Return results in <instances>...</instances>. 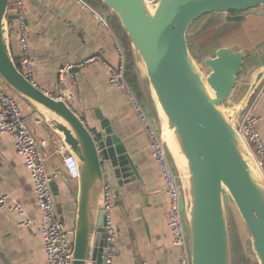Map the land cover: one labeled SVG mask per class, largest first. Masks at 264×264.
<instances>
[{
	"label": "water",
	"instance_id": "obj_1",
	"mask_svg": "<svg viewBox=\"0 0 264 264\" xmlns=\"http://www.w3.org/2000/svg\"><path fill=\"white\" fill-rule=\"evenodd\" d=\"M99 1L104 15H113L129 38L130 71L180 187L191 264H231L226 194L250 234L251 252L264 264V173L238 131L264 81V53H257L260 44L234 43L203 57L188 41L191 26L203 16L242 23L249 13L264 9V0ZM15 4L0 0V83L33 102L77 160L72 264H107L106 187L123 207L121 189L142 182L137 165L100 110L99 123L89 126L74 104L46 93L22 72L10 47V23L18 18ZM255 56L257 63L247 64ZM72 65L65 82L85 63ZM242 80L246 87L236 97ZM51 186L57 196L55 176ZM56 208L61 215V205Z\"/></svg>",
	"mask_w": 264,
	"mask_h": 264
},
{
	"label": "crops",
	"instance_id": "obj_2",
	"mask_svg": "<svg viewBox=\"0 0 264 264\" xmlns=\"http://www.w3.org/2000/svg\"><path fill=\"white\" fill-rule=\"evenodd\" d=\"M23 3L33 56L32 82L46 93L59 95L69 104H74L89 126L99 123L96 111L100 110L110 120L114 132L137 165L142 182L136 181L121 189L119 198L123 207L116 204L114 197L113 213L117 233L113 264H174L180 252L172 244L168 228L171 208L164 179L152 156L147 133L127 95L110 84L108 79L105 63H118L113 36L91 10L76 0H23ZM89 5L102 13L105 11L102 5ZM214 21L231 26V36L248 40L246 43L236 42L242 47L260 44L257 53H264V9L249 13L242 23ZM9 28L11 51L17 64H20L22 48L16 20L10 23ZM110 29L125 53L120 38L111 26ZM130 53L133 64L128 68L125 53L126 73L134 67L131 46ZM97 55L101 59L92 60ZM257 60L255 56L247 64L253 65ZM77 61H85V66L78 74H71V79L65 82L66 72L60 76V71ZM245 85L246 81L242 80L236 97L240 96ZM131 86L135 89L134 85ZM5 88L17 98L29 129L37 140L47 172L51 178H56L59 192L56 204L61 205V215L56 208L57 215L64 222L66 230L75 232L78 184L62 169L63 158L59 151L62 137L51 128L33 102ZM138 95L147 109L146 100L140 92ZM78 99L79 103H76ZM256 113L259 116L258 130L264 140V98ZM4 194L15 198L23 207L25 215L0 206V264H46L42 217L33 181L11 137L0 134V196ZM24 220H30L29 225L21 226Z\"/></svg>",
	"mask_w": 264,
	"mask_h": 264
},
{
	"label": "built area",
	"instance_id": "obj_3",
	"mask_svg": "<svg viewBox=\"0 0 264 264\" xmlns=\"http://www.w3.org/2000/svg\"><path fill=\"white\" fill-rule=\"evenodd\" d=\"M89 10L99 23L113 36V41L117 47L118 63H105L108 71L110 84L123 91L133 106L138 119L145 129L152 156L160 170L166 185V193L170 199L171 212L168 218V228L172 235V244L179 250V259L174 264H191L187 233L181 210V192L177 177L174 173L164 142L154 126L145 106L138 93L129 83L126 76L125 53L120 42L110 29L106 15L98 9L92 8L85 0H76ZM17 8L16 26L20 34L22 48L21 59L18 65L22 72L31 79L33 71L32 48L29 39L28 25L23 0H16ZM15 21V20H14ZM100 56H95L92 60H99ZM84 63H86L84 61ZM72 64L67 65L60 71V76L72 68ZM264 98V83L259 87L247 110L238 125V131L249 150L255 156L258 165L264 173V140L258 130L259 116L257 108ZM0 134H6L13 140L18 154L23 156L26 167L33 181L35 195L39 202V209L42 217L43 246L46 252V264H72L73 256V235L75 232L65 229L64 222L57 215L56 196L52 190V178L47 172L45 160L39 149L35 136L29 129L24 113L17 98L10 94L4 85L0 83ZM59 151L62 154L63 165L67 169L70 178L77 180L79 176L76 158L69 153L67 147L60 142ZM0 206L8 207L20 215H25L23 207L10 194L0 196ZM114 196L106 187L104 211L106 228V254L107 264H113L115 256L116 225L114 220ZM30 220L21 222V226L29 225Z\"/></svg>",
	"mask_w": 264,
	"mask_h": 264
},
{
	"label": "rangeland",
	"instance_id": "obj_4",
	"mask_svg": "<svg viewBox=\"0 0 264 264\" xmlns=\"http://www.w3.org/2000/svg\"><path fill=\"white\" fill-rule=\"evenodd\" d=\"M214 20L215 19L210 20L209 16H203L192 25V28L189 31L190 33H188V41L191 49L199 46L197 45L198 42H201L202 44L205 43L207 39H209L207 34L212 35L216 41V46L222 44L226 45L227 43H236L237 41H242V43L248 41L241 40L239 39L240 37L231 36V33L233 32V30L231 31V29H233L231 26L228 27L225 23L222 24ZM207 48L209 47L205 46L206 50ZM201 49L204 50V47ZM225 205L230 237L231 264H258L255 255L251 252L250 234L235 204L227 194L225 196Z\"/></svg>",
	"mask_w": 264,
	"mask_h": 264
},
{
	"label": "trees",
	"instance_id": "obj_5",
	"mask_svg": "<svg viewBox=\"0 0 264 264\" xmlns=\"http://www.w3.org/2000/svg\"><path fill=\"white\" fill-rule=\"evenodd\" d=\"M85 1H87L89 4H91L93 6L102 5L99 0H85ZM108 21H109L110 26L113 28V30L117 34V36L120 38V40H121V42L123 44V47L125 48L124 50H125V53H126V56H127V59H128L127 66L129 68L133 64L132 63L131 53H130L129 38L126 35V33L123 31V29H122L120 23L118 22V20L114 16L109 15L108 16ZM191 28H192V26H191ZM191 28H190V30H191ZM207 37L209 39H207V41L205 43H203L204 45L201 42H198L197 45H199V46L202 45V46L201 47L196 46V47H194V49H196L197 52L201 53L203 56H213L215 54L217 48L220 47L221 45H217L216 46V43H215L216 41L212 37L211 34H207ZM205 46H208L209 48H207V50H206ZM203 47H204V50L201 49ZM18 66L20 67V65H18ZM128 71L129 70H127L126 76L130 80L131 84L135 86V89H136L137 93H139L138 87L136 85L137 84L136 77L132 73H130V71L129 72Z\"/></svg>",
	"mask_w": 264,
	"mask_h": 264
},
{
	"label": "flooded vegetation",
	"instance_id": "obj_6",
	"mask_svg": "<svg viewBox=\"0 0 264 264\" xmlns=\"http://www.w3.org/2000/svg\"><path fill=\"white\" fill-rule=\"evenodd\" d=\"M250 40H252V39H250ZM250 40H249V41H250Z\"/></svg>",
	"mask_w": 264,
	"mask_h": 264
},
{
	"label": "bare ground",
	"instance_id": "obj_7",
	"mask_svg": "<svg viewBox=\"0 0 264 264\" xmlns=\"http://www.w3.org/2000/svg\"><path fill=\"white\" fill-rule=\"evenodd\" d=\"M226 196V195H225Z\"/></svg>",
	"mask_w": 264,
	"mask_h": 264
}]
</instances>
